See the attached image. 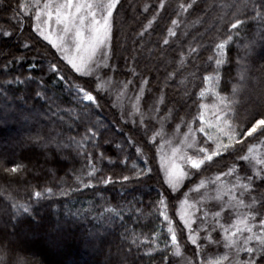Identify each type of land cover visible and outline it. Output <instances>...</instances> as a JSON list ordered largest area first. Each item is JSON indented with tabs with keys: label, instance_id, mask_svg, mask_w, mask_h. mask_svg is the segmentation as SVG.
<instances>
[{
	"label": "trees",
	"instance_id": "obj_1",
	"mask_svg": "<svg viewBox=\"0 0 264 264\" xmlns=\"http://www.w3.org/2000/svg\"><path fill=\"white\" fill-rule=\"evenodd\" d=\"M21 1L0 0V29L5 26L11 33L4 37L0 30V264H21V260L26 264H174L172 233L193 264H198L201 253L188 242L175 216L176 196L156 170L148 135L115 116L94 89L93 78L63 66L53 49L30 31L29 17L21 23L17 17ZM142 1L129 0L122 9L119 21L124 30L121 36L118 30L114 38L120 62L128 64L140 52L135 60L139 69L154 88L165 90L176 115L189 112L195 116L199 109L195 94L202 87L185 96L184 83L169 82L177 64V56H172L175 48H162L147 57L154 46L139 45L136 34L141 29ZM246 2L201 0L193 9L196 20L204 14L209 21L208 29L195 34L199 47L192 53L195 59L189 62L190 68L196 76H212L211 85L224 96L237 136L235 154L226 152L209 163L221 162V169L237 162L247 144L264 134L260 131L264 128V22L252 20ZM257 3L264 6V0ZM219 5L227 7L222 26ZM170 15L164 16L165 23ZM237 20L245 23L232 29ZM226 40L220 58L217 46ZM25 43L29 47L24 48ZM52 63L59 72L49 70ZM60 74L64 81L58 79ZM28 75L32 78L22 83L5 84ZM246 75L256 84L243 89L239 81H245ZM76 85L95 95L87 106L92 113L89 122L76 118L83 117L84 111L76 99ZM257 122L261 125L251 136L249 130ZM87 127L98 131L94 140L84 138ZM136 144L148 154L146 165ZM5 163L21 171L8 169ZM208 165L199 174L216 168ZM107 178L112 182L105 186L102 181ZM262 189L264 196V183ZM36 191L42 193L39 199ZM261 207L264 211V201ZM257 250L254 264H264V243Z\"/></svg>",
	"mask_w": 264,
	"mask_h": 264
},
{
	"label": "rangeland",
	"instance_id": "obj_2",
	"mask_svg": "<svg viewBox=\"0 0 264 264\" xmlns=\"http://www.w3.org/2000/svg\"><path fill=\"white\" fill-rule=\"evenodd\" d=\"M128 1L119 0L113 12L109 66L104 67L103 57H97L94 75L87 79H94V89L106 99L115 116L121 118L124 124L148 135V140L154 145L156 170L164 186L176 196L175 216L183 227L188 242L202 254L198 264H253L257 249L264 243V211L261 207L264 201V134L247 144L236 159L237 162L229 163L223 169L219 168L221 162L209 164L213 159L223 157L226 152H237L236 147L234 148L236 131L228 119V106L224 96L218 94L211 85L212 76L209 73L196 76L189 65L195 59L192 53L199 47L196 33L208 29L206 23L209 16L204 17L203 14L196 20L197 12L194 13L193 9H197L201 0H144L139 6L142 17L141 29L136 34L140 40L139 45L154 46L146 56L154 52L157 54L162 48H175L172 56H177V64L168 77L169 82L175 79L184 83L185 96L202 87L195 94L199 105L197 114L192 116L187 112L186 115H176V110L168 103L165 90L162 87L154 88L148 75L139 69L135 60L139 58L140 52L135 55L134 61L128 64L120 62L114 38L118 30L120 36L123 33L124 28H120L119 20ZM22 2L31 3V0H22L20 3ZM219 7L221 16L218 23L222 26L227 7ZM170 12L172 15L165 23L164 16ZM34 16L35 9L28 15H21L17 10L21 23L29 17L30 31L39 41L53 49L65 64L63 66L76 73L34 31ZM149 20L152 21L151 27L145 31ZM173 20L177 22L175 25ZM169 29L174 35L168 34ZM0 30L5 32L8 29L4 26ZM140 32H145V35L141 37ZM158 32L162 33L158 35ZM204 35L202 33L201 36ZM165 39L168 44H164ZM123 41L121 38L120 49H123ZM101 43L103 47V42ZM190 47L193 52L189 50ZM218 54L221 58L223 52L219 50ZM39 56L38 53L35 58ZM45 56L44 53L42 57L46 58ZM49 59L50 57L47 58ZM200 64L197 63L196 66H201ZM236 64L240 65L239 62ZM73 68L80 70L78 61H73ZM239 83L244 89L255 85L256 81L246 75L245 81ZM79 91L84 92L81 88ZM85 98L94 100L88 92ZM33 115L40 116L39 113ZM259 124L257 122L249 130L251 136ZM136 146L139 158L146 165L148 154L139 145ZM206 165L216 168L210 174H199ZM170 240L174 264H193L173 233ZM249 248L252 252L248 251Z\"/></svg>",
	"mask_w": 264,
	"mask_h": 264
},
{
	"label": "snow or ice",
	"instance_id": "obj_3",
	"mask_svg": "<svg viewBox=\"0 0 264 264\" xmlns=\"http://www.w3.org/2000/svg\"><path fill=\"white\" fill-rule=\"evenodd\" d=\"M118 3L119 0H43V3H41V0H31V3H19L18 11L21 15H28L35 9L34 31L61 55L62 59L66 61L72 70L81 76L89 77L94 75V65L98 63L97 57L102 56L103 66H109L113 12L117 8ZM246 4H248L252 12V20L264 22V6L258 4L257 0H248ZM161 7H163V4H161ZM172 23L175 25L177 22L173 20ZM243 23H245L243 20H237L231 24V27L232 29H238ZM151 24L152 21L149 20L145 26V31L151 27ZM168 34L170 36L174 35L171 29H169ZM3 35L4 37H9L11 33L5 31ZM139 35L143 37L145 32H140ZM231 39L232 37L229 36L228 40ZM101 42H103V47ZM226 43L227 40L217 46L221 53ZM164 44H168L167 39L164 40ZM23 47L27 48L29 45L24 44ZM74 60L79 62V71L73 68ZM221 63L220 59L216 60L217 65ZM35 66V64L30 65V68ZM49 70L51 72H59L55 63L50 64ZM133 74L135 75L134 71ZM31 78V75L25 78L15 77L5 81V84L13 81L22 83L24 80ZM58 79L64 81L65 76L60 74ZM144 83L146 84L147 81H144ZM79 89L80 85H76L75 90L78 93L76 99L81 102L84 111L83 117L77 116L76 118L89 122V117L92 113L87 106L92 104V100L85 98L87 95L86 90L81 93ZM97 89L99 90V88ZM93 98H95L94 94ZM96 124L99 125V122H96ZM260 131H264V128L260 129ZM86 133L85 139H95L98 131H94L93 128L89 130L87 127ZM5 167L16 169L17 172L21 171L20 167L16 165L7 166L5 163ZM93 171H96V169H93ZM92 174V172L89 173L90 176ZM102 182L106 186L112 181L107 178ZM47 192L51 194L52 189L48 188ZM35 195L39 199L42 193L36 191ZM248 251L252 252V249L249 248ZM21 264H26V261L21 260Z\"/></svg>",
	"mask_w": 264,
	"mask_h": 264
}]
</instances>
